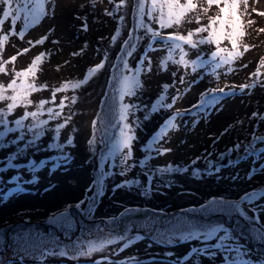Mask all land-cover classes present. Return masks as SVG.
I'll use <instances>...</instances> for the list:
<instances>
[{"label": "rangeland", "instance_id": "rangeland-1", "mask_svg": "<svg viewBox=\"0 0 264 264\" xmlns=\"http://www.w3.org/2000/svg\"><path fill=\"white\" fill-rule=\"evenodd\" d=\"M194 3L197 4V10L189 14L185 23L178 29L172 28L165 31H179L186 34L187 31L199 26L195 21L197 15L201 17V24H207L208 17L216 15L219 11L218 7L213 5L205 14L202 9L208 7L206 0H194ZM134 5L135 0H128L127 6L119 13L108 16L106 10L112 11L114 8L111 0H95L94 4L92 0H47L45 7L48 15L38 25L30 27L23 39H20L18 35H10L3 49L0 50V62L10 61L11 57L16 56L14 62L6 64V74L0 73V83L4 85L14 78L13 70H24L29 67L35 56L40 53H50L40 65V71L37 72L35 80L38 86L47 84L48 88L33 93L30 98L34 102L50 99L52 89L59 87L65 81L82 79L89 67L101 62L105 53L109 58L105 67L86 85L75 91L69 89L66 92L57 93L56 104H59L65 95L77 96V102L71 104L65 101L66 107L61 117L49 122V131L41 138L37 148L30 150L17 161L26 165L29 160L37 162L46 160L47 165L39 168L35 173L37 178L33 179L32 172L23 171L21 186L25 190L11 192V189L17 187V181L12 177L21 170L8 169L0 172V253L6 256L7 261L4 263L94 264L96 260L107 256L111 264L127 262L130 257L137 258L139 264H225L228 254L211 247L216 243L215 240L188 239L182 242L180 239L181 232L206 231L215 227L200 221L198 217H206L214 212H225L226 221L222 222L218 219L216 222L229 230L232 236L230 243L233 248H239L240 260L246 261L247 264H264V240L258 238V233L264 231V211L253 212V207L264 209V197L253 201L251 205L247 202L242 204L246 207L247 215L253 217L258 215V220H249L230 212L225 205H210V201L214 199L237 202L246 193L264 191V172L261 171L264 169V158H261L260 154H251L237 161L234 160L236 155L239 153L244 155L243 147L230 151L236 144L247 145L253 135H264V119H261L264 117V86L258 85L255 88L246 89L243 93L239 92L237 87L235 95H224L214 107H206L203 110L197 107L195 113L188 114L190 109L199 103L201 94L208 89L239 86L252 83L256 79L264 82V67L259 64L264 58V31H261L264 29V0H247V3L240 0L238 14L241 16L245 32L240 43L250 46L249 50L232 65L217 68L215 73L207 65L195 73L191 72L190 68L185 69L183 66L172 64H169L167 71H163L159 68V61L166 55V51L149 52L152 59V71L142 75L144 87L137 96L126 97V102L139 106L129 117V122L136 128L138 138L133 144L134 157L129 161V164H135V167L121 176L119 172L123 166L119 164V155L115 159L109 158L106 161L101 157L106 155L111 147L110 141L104 143V137L107 134L110 135L111 129L118 127V125L107 127L105 111L107 105L112 103L110 100V96L113 95L112 65L118 62L117 57L120 54L122 41L127 38L135 25ZM2 10L3 5H0V13ZM121 15L125 17L122 34L117 43L112 44L111 37L117 27H120L119 16ZM85 23L86 31L83 29ZM10 28L9 19L3 24L0 33L7 34ZM22 28L23 21H18L17 33ZM46 34L48 39L44 44L28 43ZM148 43H150L148 37L140 41L137 51L133 57L129 58L131 67H136V62ZM221 46L231 47L228 41H224ZM26 48L29 51L24 53L23 50ZM81 49H84L81 55H72ZM214 50V45H202L199 49L190 50L189 58L196 59L200 56L205 60H211L210 53ZM146 65L147 62H145ZM229 67H232V72L228 71ZM257 68H260L261 72L258 78L251 76ZM173 72L176 73L175 76L172 75ZM181 77L185 80L183 84L179 82ZM165 83L173 86L168 89L164 103H172L173 96L180 98L171 109L161 108L158 112H152L151 106L159 95L163 94L162 86ZM6 103L0 102V108L5 107ZM48 106L54 107V105H46ZM27 110H35V105ZM177 110L182 112L176 120L179 129L170 130L165 138L155 145V147L168 148L171 151L164 155L153 152L148 168L154 170L172 164L173 167L187 168L188 171L172 172L163 177L154 176L152 191L145 196L142 194V189L148 186L147 179L150 173L148 168H141L138 162L147 154L146 145ZM24 111L23 107L18 108L9 119L19 118ZM254 113L257 115L254 116ZM69 115L72 116V120L62 130L61 142H66L70 135L73 136V145L65 148L71 159L67 164L53 170V161L50 158L59 155V152L56 149H47L46 146L53 142L54 132L51 129H54L57 123H62ZM146 116L147 119H145ZM41 118L46 119L47 114ZM137 120L138 126L135 123ZM94 121H96L95 128ZM93 135L97 138V145L89 144ZM262 144L264 143H260L258 147ZM13 150L14 146L0 149V168L4 167L5 157ZM226 151L230 152L231 164L223 167L215 166V161L219 160ZM194 160L195 164L192 163ZM96 168L98 175H95ZM196 169H199L198 175L194 174ZM101 172H110L111 175L104 178L103 195L96 196L94 182L101 176ZM125 179H139L141 186L117 187L123 184ZM4 196L7 198L4 199ZM148 208L164 211L167 215L174 210L181 211H175L177 213L174 215V212L170 213L173 215L171 219H161L150 214ZM64 212L71 217L70 226L54 220ZM135 212H141V216L146 218L138 223L133 216ZM122 214L128 220L126 225L136 224L138 229L142 230L141 233L130 232L129 235L143 236L142 240L123 252L119 251L123 241L108 246L105 252L76 260L52 256L41 259L39 252L31 250L33 245H47V248H44V251H47L48 248L57 245L63 247L80 240L96 239L98 230L106 235L110 232L116 235L110 227H105V231H102L103 227L95 229L94 224L107 223V220ZM23 219L44 225L40 229L21 225L17 233L8 232V226L15 222L22 223ZM163 220L169 221L168 227L163 225L165 222ZM153 221H160V223L154 224ZM46 225H48L47 228ZM141 225L144 227H140ZM55 228L59 230L60 238L51 233ZM157 228L160 233L170 236L172 243L164 242L155 231ZM46 230L48 233H45ZM205 246L216 254L191 252L193 248ZM236 255V252L231 253L232 257ZM104 264H108V261H104Z\"/></svg>", "mask_w": 264, "mask_h": 264}, {"label": "snow or ice", "instance_id": "snow-or-ice-1", "mask_svg": "<svg viewBox=\"0 0 264 264\" xmlns=\"http://www.w3.org/2000/svg\"><path fill=\"white\" fill-rule=\"evenodd\" d=\"M114 4L112 11L106 10L108 16H115L123 8L127 6L128 0H111ZM247 3V0H244ZM47 0H0V5H3L2 13H0V29L6 21L11 22L10 32L7 34L0 33V50L3 49L5 43L9 40L10 35H18L20 39H23L26 31L30 27L38 25L41 20L48 15L46 10ZM95 3V0H92ZM208 7L202 9L203 13H207L209 8L213 5L217 6L219 11L216 15L208 17L207 24H201V17L197 15L195 17L196 23L199 25L194 30L187 31L186 34H182L179 31L166 32L167 29L179 28L186 22L190 13L197 10V4L194 0H135V25L129 32L127 38L123 39L120 54L117 57V63L112 65L113 69V95L110 96L112 103L107 105L105 111V119L108 121L107 127L119 126L118 135L114 137H105L111 142V147L106 155L101 157L102 160H108L109 158L115 159L118 155L120 157L119 164L123 167L119 174L125 175L130 168L135 167V164H129V161L133 159V144L137 140L136 128L133 123L129 122V117L134 114L138 109V105L134 103L126 102V97H135L139 91L144 87L141 79L142 75L150 73L152 71V59L149 56V52L157 50L166 51V55L159 61V68L163 71L168 70L169 64L180 65L185 69L191 70L195 73L198 69H203L207 65L215 73L217 68L224 65H232L236 60L244 55V52L249 50L248 45H241L240 39L245 35L244 25L241 20V16L238 14L240 0H206ZM18 21H23V28L17 33L16 24ZM125 17L119 16L120 27H117L114 34L111 37V43L115 44L121 37V29L124 24ZM188 22H191L188 20ZM252 23V21H249ZM155 25V26H154ZM83 29L87 30V24L83 25ZM142 30V34H141ZM264 31V29H261ZM206 33V35H204ZM145 37H148L150 43L145 46L144 52L141 54L139 60L136 62V67L130 66L129 58L133 57L134 53L140 45V41ZM48 39V35H44L35 41H29V44L42 45ZM228 41L231 47H222V43ZM158 45V47H157ZM202 45H214L215 50L211 51V60H205L198 56L196 59H190V50L199 49ZM243 48V51H241ZM187 49V50H186ZM29 49H24L26 53ZM84 49L78 52L72 53L73 56L81 55ZM50 55V53H40L35 56L28 68L24 70H13L14 78L11 79L7 85L0 83V102H7L5 107L0 108V149H7L9 146H14V150L5 157V165L0 168V172H4L8 169H19V173L12 177L17 181V187L11 189V192H22L25 189L21 186L23 171H29L33 173V179H36L35 173L39 168L47 165L46 160L39 162L35 160L27 161V164L17 162L21 157H24L30 150L37 148V145L41 142V138L49 131L48 125L50 121L58 120L63 109L66 107L65 101H69L71 104L77 102L78 97L73 95L71 97L65 95L56 104L57 93L66 92L69 89L75 91L80 89L83 85H86L89 80L100 72L108 61V56L105 53L100 63L91 66L87 69L86 75L82 79H72L63 82L59 87L52 89L50 99H41L39 102H34L30 97L33 93L43 91L48 88L47 84L37 85L36 74L40 71V65ZM16 56L10 58V61L0 62V73L6 74V64L8 62H14ZM145 62L147 65L145 66ZM261 67H264V58L259 62ZM247 67V65H245ZM229 72H232V67L228 68ZM176 75L175 72L172 73ZM253 77H260V68H257L256 72L252 73ZM218 78V74H217ZM181 84L185 83L183 77H181ZM258 85L264 86V82L259 79L253 80L252 83H245L239 86H226L208 89L201 94V99L194 107L201 108L214 107L217 105L224 95H235L237 93V87L239 92L243 93L246 89H252ZM173 85L165 83L162 86L163 94L159 95L158 99L151 106L152 112H158L161 108L173 107V104L178 100L179 96L172 97V103H164L167 99V92ZM227 88V91H226ZM219 93L220 95H216ZM35 105V110L28 111L30 106ZM46 105H54L48 106ZM23 107L25 111L19 118L10 120L9 117L15 113V111ZM59 109V110H57ZM47 114L46 119L41 117ZM182 112L177 110L174 115L170 116L160 130L153 137L152 141L146 145L147 154L144 159L140 160L139 166L141 168H148V162L153 158L152 153L157 155H164L171 151L168 148L155 147L160 141H162L170 130H178L179 125L176 123L177 117L181 116ZM257 115L256 113L253 114ZM147 119V116L145 117ZM264 119V117H261ZM72 120V116H67L62 123H57L54 129L52 137L53 142L47 144V149H56L59 155L53 156L50 159L53 161L52 169L61 167L67 164L71 159V156L65 151V148L69 145H73L74 138L69 136L66 142H61L62 130L67 127ZM114 121V124H113ZM136 125H139L137 120ZM14 125V126H10ZM93 127H96V121L93 122ZM107 128L105 129V131ZM227 131V130H226ZM10 134H14L11 135ZM96 143V137L93 135L89 140L90 145ZM260 143H264V135H253L252 139L247 145L236 144L233 150H239L243 147V153L245 156L251 154H260L261 158H264V148L258 147ZM39 150V149H37ZM243 158V157H242ZM193 164L196 161H192ZM103 168V164L101 165ZM149 175L147 179V187L142 189V194L147 196L152 191V179L154 176L163 177L165 174L172 172H187V168H181L179 166L173 167L172 164H168L166 167L148 168ZM264 172V169H261ZM194 174H199V169H196ZM111 175L110 172H101V176L94 182L96 188V196L103 195V183L104 178ZM140 187L141 181L139 179H125L123 184L117 185V187ZM11 192L9 194H11ZM264 197V191H252L246 193L241 201L230 202L224 200H212L211 204L225 205L230 212H234L246 219L258 220L257 216H248L246 207L242 206L243 202H247L248 205L253 204V201L259 200ZM4 199L7 197L4 196ZM79 207V205H77ZM264 211V209L253 207V212L258 213ZM123 215V214H122ZM115 220V218H113ZM57 222H63L67 225H71V217L67 212L61 213L59 217L54 218ZM112 223V221H109ZM154 224H159L160 221H153ZM131 225L123 228L122 234L112 235L111 232L108 235H104L100 230L97 231L96 239L80 240L74 242L71 245H65L63 247L54 246L47 248V245H33L31 250L40 253V258L46 257H61L76 260L82 257H92L95 253L105 252L108 246L123 241L122 247L119 251L123 252L131 245L143 239V236L137 234L134 236L128 235L132 231ZM140 227H144L141 225ZM157 234L162 237L164 242L171 243L172 239L166 233H160L159 229H155ZM178 231V229H177ZM258 238L264 240V231L258 233ZM180 239H203L205 241L215 240L211 247L216 250H223L228 254L225 258V264H247L246 261H241L239 256V248H233L230 241L232 236L229 230L224 228L223 225H217L206 231L188 230L186 233L181 232ZM193 253H203L208 255H215L216 252L209 251L207 246L202 248L191 249ZM236 252L235 257L231 256V253ZM71 253V255H70ZM104 261H108L111 264L110 258L107 256L101 257L96 260L94 264H104ZM119 264H139V261L135 257H130L127 262L120 261Z\"/></svg>", "mask_w": 264, "mask_h": 264}, {"label": "trees", "instance_id": "trees-1", "mask_svg": "<svg viewBox=\"0 0 264 264\" xmlns=\"http://www.w3.org/2000/svg\"><path fill=\"white\" fill-rule=\"evenodd\" d=\"M99 121H100V117L98 119V122ZM118 129H119V126L117 128H115L114 130L111 129V133H109L110 135L107 134L105 137H114L116 135V131ZM105 137H104V143L107 142V141H109ZM94 145H97V138H96V143ZM95 175H98V169L97 168L95 169ZM96 200H98V198H96ZM238 201H240V200L238 199L237 202ZM230 202H234V201H230ZM149 211H150V214L155 215V216H157L158 218H161V219H166V218H170L171 219L175 213L179 212V211H177V212H174L173 215L170 214V213H169V215H167V214H165L164 211H160V210H153V209L150 210L149 209ZM141 215H142L141 212L140 213L139 212L133 213V216L135 217V219H136V221L138 223H140L142 219L146 218V216H141ZM76 217H78L77 214H76ZM125 217L126 216L123 214V215H119L117 217H114L115 220L114 219H111V220H107L106 219L107 220V223L94 224V227H95V229L96 228H100V227L102 228L103 227L102 228V231H105V227H110L111 228L110 230L113 229L112 231L116 235L122 234L123 228L125 226H128V225H126V222L128 220ZM198 218H199L200 221H203L204 223H208L210 225L217 226V225H219V222H216V221L219 219L222 222H225L226 219H227V214L225 212H221V213L214 212V213H209L208 215H206V217H198ZM109 221H112V223H109ZM163 221H165L163 225L166 226V227H168L169 221H167V220H163ZM21 225H25L27 227L28 226H32V227H34L36 229H40V228H42V225H44V224L43 223L33 222V221H29L27 219H24L22 223H19V224L13 223L10 226H8V228H7L8 229V232L11 231V233H13V234L17 233L18 230L21 228ZM91 225L93 226V223H91ZM47 226L48 225H46V228H47ZM131 226H133L131 232H134V233H141L142 232L141 229H138V227H137L138 225L134 224V225H131ZM45 233H48L47 230L45 231ZM51 233L55 234L56 237L60 238V235H59L60 232H59L58 229H56V228L53 229V231H51ZM143 233L149 234L147 232H143ZM129 234L130 233H128V235ZM104 235H106V234H104ZM177 241H179V240H177ZM174 242H176V241H174ZM182 242H184V240H182ZM1 254L2 253H0V263H4V262L7 261V259H6V256H4V254H2V255ZM10 259H12V257H10ZM14 260H15V258H14Z\"/></svg>", "mask_w": 264, "mask_h": 264}, {"label": "water", "instance_id": "water-1", "mask_svg": "<svg viewBox=\"0 0 264 264\" xmlns=\"http://www.w3.org/2000/svg\"><path fill=\"white\" fill-rule=\"evenodd\" d=\"M229 151H226L222 154V157L220 160L216 161L215 164L216 166H227L231 163V158L229 156ZM239 158V156L237 157V159Z\"/></svg>", "mask_w": 264, "mask_h": 264}, {"label": "bare ground", "instance_id": "bare-ground-1", "mask_svg": "<svg viewBox=\"0 0 264 264\" xmlns=\"http://www.w3.org/2000/svg\"><path fill=\"white\" fill-rule=\"evenodd\" d=\"M195 119H196V118H194V120H195ZM194 120H193V121H194Z\"/></svg>", "mask_w": 264, "mask_h": 264}]
</instances>
